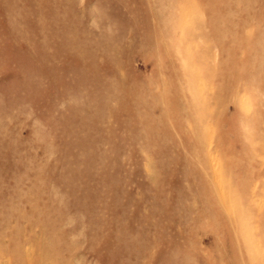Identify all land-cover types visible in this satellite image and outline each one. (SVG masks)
I'll return each mask as SVG.
<instances>
[{
    "label": "rangeland",
    "instance_id": "rangeland-1",
    "mask_svg": "<svg viewBox=\"0 0 264 264\" xmlns=\"http://www.w3.org/2000/svg\"><path fill=\"white\" fill-rule=\"evenodd\" d=\"M0 264H264V0H0Z\"/></svg>",
    "mask_w": 264,
    "mask_h": 264
}]
</instances>
